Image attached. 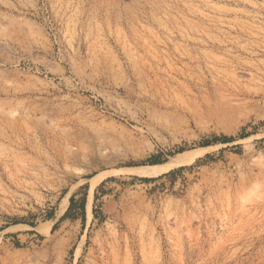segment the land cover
<instances>
[{"label":"rangeland","instance_id":"obj_1","mask_svg":"<svg viewBox=\"0 0 264 264\" xmlns=\"http://www.w3.org/2000/svg\"><path fill=\"white\" fill-rule=\"evenodd\" d=\"M0 264H264V0H0Z\"/></svg>","mask_w":264,"mask_h":264},{"label":"bare ground","instance_id":"obj_2","mask_svg":"<svg viewBox=\"0 0 264 264\" xmlns=\"http://www.w3.org/2000/svg\"><path fill=\"white\" fill-rule=\"evenodd\" d=\"M181 155H183V154H181ZM182 158L183 157H177L175 159L171 158L172 160H169V162H167V164L165 163V165H155V166L153 165V166L142 167V168L138 169L137 173L139 175H141V176H155V175L159 174L160 172H163L165 169H167V168H169L171 166H174V165L182 163L184 161V158L183 159ZM66 202H67V200H66ZM89 207L90 206H89V203H88L87 204V208L89 209Z\"/></svg>","mask_w":264,"mask_h":264},{"label":"trees","instance_id":"obj_3","mask_svg":"<svg viewBox=\"0 0 264 264\" xmlns=\"http://www.w3.org/2000/svg\"><path fill=\"white\" fill-rule=\"evenodd\" d=\"M228 141H231L230 139H227ZM207 144V143H206ZM158 162L156 161H152L151 164H157ZM171 173V172H170ZM168 173V175L170 174ZM112 179V178H110ZM143 181H148V179H141ZM84 201H85V196H82L81 199L79 200H75L74 197L72 196L70 198V204L68 209L66 210L65 214L61 217V220L66 219V218H71V219H76L78 217L83 216V210H84ZM76 209H79L80 213L78 214H74V211ZM95 214V212H94Z\"/></svg>","mask_w":264,"mask_h":264}]
</instances>
